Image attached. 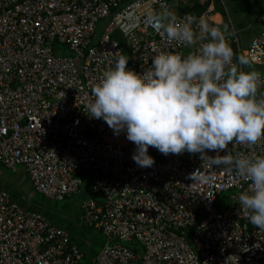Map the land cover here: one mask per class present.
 <instances>
[{"label":"built area","instance_id":"1","mask_svg":"<svg viewBox=\"0 0 264 264\" xmlns=\"http://www.w3.org/2000/svg\"><path fill=\"white\" fill-rule=\"evenodd\" d=\"M169 12L167 0H0V164L24 167L34 190L56 201L79 194L89 173L81 216L105 240L94 259L83 262L66 229L22 209L0 188V264H264V232L238 204L251 181L223 166L210 168L199 154L165 156L152 147L154 165L140 168L126 133L114 135L105 121L85 113L92 89L119 56L143 73L155 54L186 56L208 42L170 41L145 23L148 15L167 13L179 23L203 19L216 27L207 13ZM253 21L263 28L246 47L237 32L233 42L237 56L264 67V8ZM65 48L73 56L64 55ZM261 80L258 99L264 75ZM225 154L264 156V139L230 144ZM197 169L215 182L193 184L188 177ZM225 191L231 193L221 209Z\"/></svg>","mask_w":264,"mask_h":264},{"label":"clouds","instance_id":"2","mask_svg":"<svg viewBox=\"0 0 264 264\" xmlns=\"http://www.w3.org/2000/svg\"><path fill=\"white\" fill-rule=\"evenodd\" d=\"M145 23L186 47L202 43L197 53L173 52L153 55L143 73L129 69L119 56L92 89L94 100L85 106L91 119H102L114 135L126 133L135 145L132 160L140 168L155 161L149 147L161 154H199L210 168L225 167L251 181L249 191L238 196L249 223L264 232V156L220 155L229 145L253 146L264 139V98L258 99L261 75L239 66L251 57H236L226 39V28L205 20L179 23L167 13L148 15ZM196 24V28H193ZM216 152V156L207 155ZM228 153V152H227ZM193 184H213L215 176L197 169L188 177Z\"/></svg>","mask_w":264,"mask_h":264},{"label":"crops","instance_id":"3","mask_svg":"<svg viewBox=\"0 0 264 264\" xmlns=\"http://www.w3.org/2000/svg\"><path fill=\"white\" fill-rule=\"evenodd\" d=\"M235 1L238 0H197L199 4L210 2L208 3L210 5L215 3L225 11L227 16L226 25L223 23V16L216 11H210L208 18L216 25V27L221 29L226 28V39L231 47L235 46L236 49V45L233 42L236 32L238 33L239 39L241 35H239V31L244 30V32H249L250 37L248 38L245 36V39L250 40L255 33L263 28L261 25L256 24V29L251 30L252 28H250V24L255 25L253 21L254 16L264 8V0H258L256 2L249 1L248 4L250 8L242 11L239 10L238 12H234L233 10V8H235ZM167 2L170 5L169 13L172 15L175 12H182L179 8L187 4L189 0H167ZM248 42H245V45L240 42L241 47H246ZM254 67L260 68L259 66ZM241 68L243 70V66H241ZM0 188L7 191L22 209L43 216L44 213H46V216L44 217L47 220L66 229L70 235L71 242L79 247L83 255V262L94 259L104 245L105 240L100 231L95 227L88 226L83 220L80 207L78 212H74L67 205L65 211L60 212L53 209V207L47 208L49 203H43L41 198L38 201V196L31 185L24 167L18 166L15 169H8L0 164ZM80 194L83 195L84 198H87L90 195L89 183L86 184L84 182L82 189L79 192V195ZM48 213L49 216H47Z\"/></svg>","mask_w":264,"mask_h":264},{"label":"rangeland","instance_id":"4","mask_svg":"<svg viewBox=\"0 0 264 264\" xmlns=\"http://www.w3.org/2000/svg\"><path fill=\"white\" fill-rule=\"evenodd\" d=\"M102 22H104V20ZM256 26H257L256 24L255 25H250V28H252L251 30H255L256 29ZM100 31H101V27L99 25L98 28H97L96 35H99L100 34ZM239 35H240V39H239L240 42L245 45L248 42V40H249V39H245V38L246 37H248V38L250 37L249 32H244V30H241V31H239ZM63 54L64 55H67V56H73L72 52L69 49H67V48H65V50L63 51ZM259 73L261 75H264V67H260L259 68ZM88 176H89V173H88ZM88 176H86V179H85V183L86 184H88V179H87ZM230 193H231L230 191H225V192L221 193V195L219 197V200H218V204L220 205V208L221 209H224L226 207L227 200H228V197H229ZM36 195L38 196V198H37L38 201L41 198V200L43 201V203H49L47 208L53 207V209H56V210H58L60 212L61 211L62 212L65 211L67 205L74 212H78L79 207L81 206V203L84 200V197L81 194L80 195L79 194H76L73 197L66 198V199L60 200V201L47 199V198L43 197L42 195H40L37 192H36ZM45 208H46V206H45ZM44 216H46V213H44ZM47 216H49V213L47 214Z\"/></svg>","mask_w":264,"mask_h":264},{"label":"trees","instance_id":"5","mask_svg":"<svg viewBox=\"0 0 264 264\" xmlns=\"http://www.w3.org/2000/svg\"><path fill=\"white\" fill-rule=\"evenodd\" d=\"M210 2L204 3V4H199V2H197V0H189V2L187 4H185L183 7L179 8L183 13L192 15L194 17H200L202 14L207 13L209 14L210 12L207 11V7L209 6ZM249 0H238L234 2L235 8H233L234 12H238L239 10H245V9H249ZM214 5V9L213 11H216L217 13L221 14L224 18V25L227 24V16L226 13L223 9H221L220 7H218L215 3H213ZM253 10V8H252ZM212 12V11H211ZM258 12V11H256ZM244 48V47H242ZM232 49L234 51V54L236 57L237 56V51L235 49V46H232ZM64 50V49H63ZM236 66L239 67V65L236 63ZM243 70L244 71H257L259 72V68L254 67L253 65H244L243 66Z\"/></svg>","mask_w":264,"mask_h":264}]
</instances>
